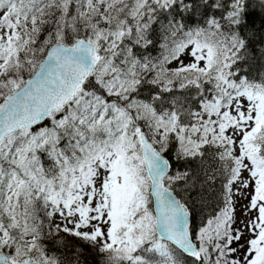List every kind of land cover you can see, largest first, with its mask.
I'll return each mask as SVG.
<instances>
[{
    "label": "snow or ice",
    "instance_id": "6c2138e0",
    "mask_svg": "<svg viewBox=\"0 0 264 264\" xmlns=\"http://www.w3.org/2000/svg\"><path fill=\"white\" fill-rule=\"evenodd\" d=\"M86 254L264 264V0H0V264Z\"/></svg>",
    "mask_w": 264,
    "mask_h": 264
},
{
    "label": "trees",
    "instance_id": "16d2710c",
    "mask_svg": "<svg viewBox=\"0 0 264 264\" xmlns=\"http://www.w3.org/2000/svg\"><path fill=\"white\" fill-rule=\"evenodd\" d=\"M257 27H259V21H257ZM177 167L179 166L177 165ZM209 203H211V201ZM195 212L197 216V223H199L202 218L207 217L212 212V208L206 207L203 211H201V208L197 206ZM86 260L87 264H95V257L93 255H86Z\"/></svg>",
    "mask_w": 264,
    "mask_h": 264
},
{
    "label": "rangeland",
    "instance_id": "374dc122",
    "mask_svg": "<svg viewBox=\"0 0 264 264\" xmlns=\"http://www.w3.org/2000/svg\"><path fill=\"white\" fill-rule=\"evenodd\" d=\"M246 175V174H245ZM243 203H246V201H244V200H241L240 201V204H243ZM239 207H240V205L238 204L237 205V208H238V211H237V216L239 217V215H240V213H239ZM237 226H239V225H237ZM87 255V254H86Z\"/></svg>",
    "mask_w": 264,
    "mask_h": 264
}]
</instances>
